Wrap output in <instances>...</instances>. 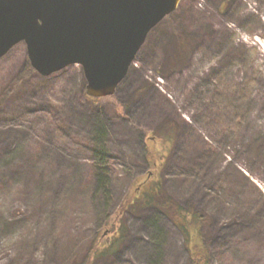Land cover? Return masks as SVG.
Returning <instances> with one entry per match:
<instances>
[{
  "label": "rangeland",
  "instance_id": "rangeland-1",
  "mask_svg": "<svg viewBox=\"0 0 264 264\" xmlns=\"http://www.w3.org/2000/svg\"><path fill=\"white\" fill-rule=\"evenodd\" d=\"M27 61L25 43L0 59V264H65L68 246L76 264H189L168 214L126 207L153 180L204 216L212 264H264V0H181L91 108L80 65L44 77ZM101 126L109 200L91 195L83 142Z\"/></svg>",
  "mask_w": 264,
  "mask_h": 264
},
{
  "label": "water",
  "instance_id": "water-1",
  "mask_svg": "<svg viewBox=\"0 0 264 264\" xmlns=\"http://www.w3.org/2000/svg\"><path fill=\"white\" fill-rule=\"evenodd\" d=\"M181 0H0V59L24 42L48 77L80 65L91 98L112 97L150 32Z\"/></svg>",
  "mask_w": 264,
  "mask_h": 264
},
{
  "label": "trees",
  "instance_id": "trees-1",
  "mask_svg": "<svg viewBox=\"0 0 264 264\" xmlns=\"http://www.w3.org/2000/svg\"><path fill=\"white\" fill-rule=\"evenodd\" d=\"M23 72L27 73V75H31L34 73V69L31 67L29 61H27ZM84 89L81 94V99L84 104H87L88 107L91 108L92 104L99 103L101 99H95L89 97L87 95L86 90ZM120 108L122 107L120 106ZM52 115L61 116L60 119L62 121V124H59V128H64L63 126H67L66 119L68 118V115L64 112L63 108L52 111ZM106 135H107V126H101L97 132V135L93 139L90 138V141L89 139H87L84 140L83 142L85 143L86 150L92 155L93 158L91 164L92 173H91L90 181L88 183L89 185L88 187H90V189H93L91 195L94 196V198L100 196L104 200H109L112 198L111 189H114V183H115L114 181L118 173V170L115 169H117L118 164L115 162L114 164L113 160H111L109 157L110 155L107 151V146L105 144ZM146 137H148L147 134L144 135V138ZM143 160H144V170L149 175L151 170L155 167V162H156L155 158L152 157V154L147 151V153L144 155ZM145 184H146V189H144L141 193L135 196V199L132 200L131 202L127 201L126 207L131 208L133 210V209H142L147 206H153L161 211H164L166 214H168L171 217L174 224L180 230V232L184 237L185 246L189 252V264H212L211 253H210V249L208 248V243L210 244V242L206 240L203 231L204 216L200 212L193 209L192 207L189 208L183 207L177 204L175 201H173L172 200L173 197L165 189L162 181L153 180L151 181V183L148 184L145 183ZM99 209L100 208L94 207L93 211L97 213ZM107 209L108 208H105L104 210L106 213L105 216H108V218H105V221L109 222L108 219L110 213L113 210H115V208L113 210L110 209L111 211H107ZM122 236L123 233H120L119 236L115 237L110 244H107L103 248L104 251L97 252L95 250L94 253L97 254L96 256H103L106 255L107 253L112 252L116 248L117 244L120 242L119 238H122ZM68 247L69 248L63 253L62 262L64 261L65 264H76V262H74L72 259L73 257L72 246H68ZM88 256L90 255L86 256L87 259L84 264H88L89 261Z\"/></svg>",
  "mask_w": 264,
  "mask_h": 264
},
{
  "label": "bare ground",
  "instance_id": "bare-ground-1",
  "mask_svg": "<svg viewBox=\"0 0 264 264\" xmlns=\"http://www.w3.org/2000/svg\"><path fill=\"white\" fill-rule=\"evenodd\" d=\"M28 57V56H27Z\"/></svg>",
  "mask_w": 264,
  "mask_h": 264
}]
</instances>
